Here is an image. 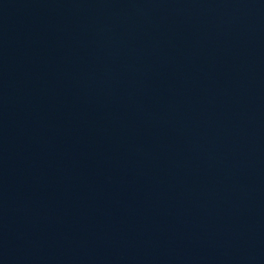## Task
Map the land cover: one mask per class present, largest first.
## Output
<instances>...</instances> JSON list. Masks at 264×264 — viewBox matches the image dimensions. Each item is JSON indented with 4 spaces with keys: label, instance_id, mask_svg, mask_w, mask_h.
<instances>
[{
    "label": "water",
    "instance_id": "water-1",
    "mask_svg": "<svg viewBox=\"0 0 264 264\" xmlns=\"http://www.w3.org/2000/svg\"><path fill=\"white\" fill-rule=\"evenodd\" d=\"M0 264H264V0H0Z\"/></svg>",
    "mask_w": 264,
    "mask_h": 264
}]
</instances>
